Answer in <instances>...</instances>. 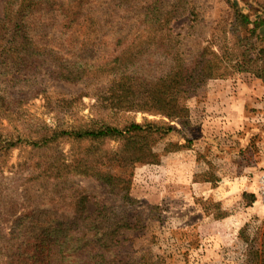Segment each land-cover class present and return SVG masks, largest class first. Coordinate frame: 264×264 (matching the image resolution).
<instances>
[{
	"label": "rangeland",
	"instance_id": "1",
	"mask_svg": "<svg viewBox=\"0 0 264 264\" xmlns=\"http://www.w3.org/2000/svg\"><path fill=\"white\" fill-rule=\"evenodd\" d=\"M5 1L0 0V17ZM57 1L70 13L59 12V6L54 4L46 12L36 14L35 40L52 46L65 58L103 63L138 38L152 0ZM227 1L162 2V7L174 4L179 8L180 15L172 19L171 25L175 42L182 46L186 57L193 59L204 49L222 55L227 40L231 45L233 18ZM239 2L241 6H264V0ZM258 46L264 45L259 42ZM170 64L165 53L150 50L135 71L139 76L153 77L166 72ZM36 76L0 87V133L36 128L37 124L67 128L96 119L113 124L162 120L160 115L118 112L106 107L103 98L107 78L70 83L49 78L43 72ZM250 88L257 93L247 101L239 127H229L225 119L213 117L216 102L212 99L227 100L239 89L247 96ZM228 89L229 94L225 91ZM262 90L264 76L232 72L208 80L195 91L174 92L179 103L190 110L189 117L174 122L180 131L164 138L135 137L134 145L152 153L151 162L138 163L132 170L113 168L133 178L131 195L135 203L125 206L120 197L93 178L71 176L58 185L44 179L38 162L62 153L70 158L84 144L66 140L46 149L19 145L0 152V264L6 260V236L23 207L25 212L27 207L34 206L38 212L50 210L71 215L73 210L67 209L63 200L69 195L68 189L76 186L88 192L89 212L106 204L123 211L133 223L131 229H124L119 235L118 251L124 262L132 258L136 264H246L251 248L260 245L264 228ZM171 143L182 149L168 151ZM117 146V141L101 145ZM245 192L254 194L256 200L249 203Z\"/></svg>",
	"mask_w": 264,
	"mask_h": 264
},
{
	"label": "trees",
	"instance_id": "2",
	"mask_svg": "<svg viewBox=\"0 0 264 264\" xmlns=\"http://www.w3.org/2000/svg\"><path fill=\"white\" fill-rule=\"evenodd\" d=\"M164 1L170 2L152 0L146 8L144 28L138 38L112 58L95 63L82 58H65L52 46L35 40L33 17L54 4L59 6V12L67 15L70 10L63 3L6 0L0 17L1 88L33 80L41 72L49 78L70 83L107 78L103 98L106 107L118 112L160 115L162 120L113 124L96 119L67 128L37 124L36 128L24 127L8 131L6 135L0 133V152L19 145L46 149L66 140L84 144V148L73 152L70 158L62 153L38 162L44 179L58 185L71 176L93 178L105 190L120 197L122 206L135 203L131 195L132 176L115 172L113 168L132 170L138 163L151 162L152 153L134 145L135 137L164 138L180 131L174 122L189 117L190 110L179 103L174 92L195 91L208 80L223 78L232 72L264 76V46H258L259 42L264 45V6L250 3L241 6L239 0H228L233 18L230 31L233 42L229 45L230 40H227L222 55L204 49L190 59L181 52L182 46L173 37L171 22L180 15L179 8L174 4L162 7ZM142 33L145 36L141 37ZM150 50L165 53L170 59V68L153 77L139 76L135 66ZM111 141H117L118 146L101 147ZM169 147L168 151L182 149L179 144L171 143ZM64 191L65 196L67 190ZM68 192L63 201L67 209L73 210L71 215L50 210L38 212L34 206L27 207V212L23 207L21 215H16L15 226L6 236L3 248L5 264H136L132 258L124 262L118 251L121 231L133 226L124 212L106 204L89 212L86 189L76 186ZM243 195L250 198L249 203L256 200L254 194L245 192ZM246 264H264V228L260 245L251 248Z\"/></svg>",
	"mask_w": 264,
	"mask_h": 264
},
{
	"label": "crops",
	"instance_id": "3",
	"mask_svg": "<svg viewBox=\"0 0 264 264\" xmlns=\"http://www.w3.org/2000/svg\"><path fill=\"white\" fill-rule=\"evenodd\" d=\"M223 87L225 88L226 85L223 84ZM226 88H229L226 87ZM237 89V88H236ZM240 91L236 93H232L227 100L223 99H212L213 102H216L215 112L213 114V117L215 119H225V122L229 124V127H239V123L242 122V118H244V115L242 111H244V108L247 104V101L251 99L253 95H255L257 92L255 91V88H250V92L248 95H244V90L239 89ZM260 90V87H259ZM228 94L231 93L228 90H225ZM264 91V90H262ZM258 95V94H257Z\"/></svg>",
	"mask_w": 264,
	"mask_h": 264
}]
</instances>
